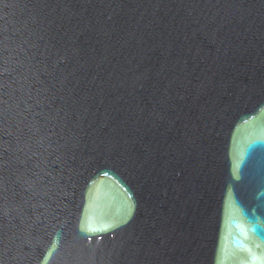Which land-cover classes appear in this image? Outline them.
Instances as JSON below:
<instances>
[{"label":"water","instance_id":"water-1","mask_svg":"<svg viewBox=\"0 0 264 264\" xmlns=\"http://www.w3.org/2000/svg\"><path fill=\"white\" fill-rule=\"evenodd\" d=\"M0 264H264V0H0Z\"/></svg>","mask_w":264,"mask_h":264}]
</instances>
